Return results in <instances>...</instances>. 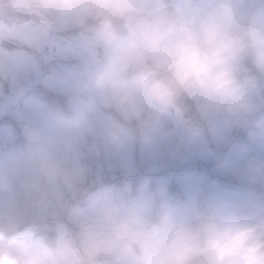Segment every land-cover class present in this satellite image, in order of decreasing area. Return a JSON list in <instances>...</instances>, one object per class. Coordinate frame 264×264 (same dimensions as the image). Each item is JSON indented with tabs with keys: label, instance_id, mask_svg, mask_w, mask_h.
<instances>
[{
	"label": "clouds",
	"instance_id": "clouds-1",
	"mask_svg": "<svg viewBox=\"0 0 264 264\" xmlns=\"http://www.w3.org/2000/svg\"><path fill=\"white\" fill-rule=\"evenodd\" d=\"M0 264H264V0H0Z\"/></svg>",
	"mask_w": 264,
	"mask_h": 264
}]
</instances>
